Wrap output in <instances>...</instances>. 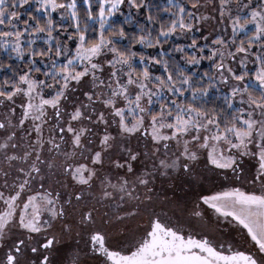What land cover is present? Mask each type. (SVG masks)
I'll return each mask as SVG.
<instances>
[{"label":"snow or ice","instance_id":"obj_1","mask_svg":"<svg viewBox=\"0 0 264 264\" xmlns=\"http://www.w3.org/2000/svg\"><path fill=\"white\" fill-rule=\"evenodd\" d=\"M0 264H264V0H0Z\"/></svg>","mask_w":264,"mask_h":264}]
</instances>
